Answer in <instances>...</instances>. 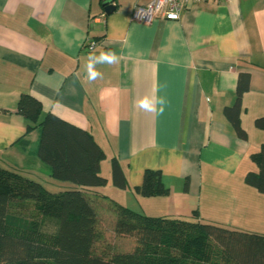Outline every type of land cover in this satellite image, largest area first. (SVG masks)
<instances>
[{"label":"crops","instance_id":"0c3cea01","mask_svg":"<svg viewBox=\"0 0 264 264\" xmlns=\"http://www.w3.org/2000/svg\"><path fill=\"white\" fill-rule=\"evenodd\" d=\"M0 0V165L38 181L51 193L75 188L50 177L30 154L37 131L16 113L22 93L41 104L38 121L51 113L87 131L102 149L103 186L90 188L106 200L149 217L198 220L264 234V195L244 183L257 171L251 156L264 143V0L200 1L178 19H130L135 3L110 0ZM96 41L93 51L82 45ZM113 51L114 64L90 56ZM248 73L242 95L239 138L223 114L236 96L238 75ZM145 97L166 100L164 111L140 107ZM23 137L26 145L19 139ZM116 159L125 188L112 183ZM145 169L156 170L168 194L135 191ZM100 197H105L101 199Z\"/></svg>","mask_w":264,"mask_h":264},{"label":"trees","instance_id":"16d2710c","mask_svg":"<svg viewBox=\"0 0 264 264\" xmlns=\"http://www.w3.org/2000/svg\"><path fill=\"white\" fill-rule=\"evenodd\" d=\"M248 84V73H240L235 100L223 108L242 139L246 132L239 115ZM40 111L36 98L19 96L16 113L31 123L24 136L37 131L30 154L48 168L52 179L75 188L51 193L38 181L0 165V264H264V234L201 222L197 211L188 219L149 217L111 200L105 202L113 212V233L132 238L133 246L95 252L100 199L88 190L106 183L100 175L104 153L87 131L51 113L38 121ZM254 126L264 129V116L255 118ZM19 142L27 144L23 137ZM251 160L257 171L246 173L243 181L264 195V143ZM111 176L114 186L126 187L114 158ZM135 191L145 197L168 194L160 172L150 169L144 170Z\"/></svg>","mask_w":264,"mask_h":264},{"label":"built area","instance_id":"2783aa9c","mask_svg":"<svg viewBox=\"0 0 264 264\" xmlns=\"http://www.w3.org/2000/svg\"><path fill=\"white\" fill-rule=\"evenodd\" d=\"M207 0H148L144 5L135 3L131 12L130 19L138 22H150L155 18H163L168 20L178 19L180 12L190 5ZM214 2L228 0H211ZM86 51H93L96 47V41L86 38L83 45Z\"/></svg>","mask_w":264,"mask_h":264},{"label":"rangeland","instance_id":"374dc122","mask_svg":"<svg viewBox=\"0 0 264 264\" xmlns=\"http://www.w3.org/2000/svg\"><path fill=\"white\" fill-rule=\"evenodd\" d=\"M100 206L97 208L98 226L100 238L94 245V251L113 252L129 250L133 246V239L130 237L116 236L113 233L114 216L111 210H108L106 202L99 201Z\"/></svg>","mask_w":264,"mask_h":264},{"label":"clouds","instance_id":"9594fccd","mask_svg":"<svg viewBox=\"0 0 264 264\" xmlns=\"http://www.w3.org/2000/svg\"><path fill=\"white\" fill-rule=\"evenodd\" d=\"M118 56L113 51L108 52H102L99 57L96 56H90L86 65L87 72H88V79L89 81H93L97 78H99L102 74L96 70L95 65L97 63H109L114 64L118 62ZM158 104L159 112L164 111V105L166 104V100L163 97H158L153 103L149 98L145 97L139 102V105L141 108L149 111L156 110L155 105Z\"/></svg>","mask_w":264,"mask_h":264},{"label":"water","instance_id":"95a60500","mask_svg":"<svg viewBox=\"0 0 264 264\" xmlns=\"http://www.w3.org/2000/svg\"><path fill=\"white\" fill-rule=\"evenodd\" d=\"M110 0H103L102 6L105 14L112 12L115 9V6L112 3H109Z\"/></svg>","mask_w":264,"mask_h":264}]
</instances>
